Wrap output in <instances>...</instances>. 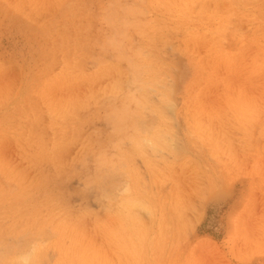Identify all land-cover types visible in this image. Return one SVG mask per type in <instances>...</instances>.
<instances>
[{
	"label": "rangeland",
	"instance_id": "rangeland-1",
	"mask_svg": "<svg viewBox=\"0 0 264 264\" xmlns=\"http://www.w3.org/2000/svg\"><path fill=\"white\" fill-rule=\"evenodd\" d=\"M29 255L264 264V0H0V264Z\"/></svg>",
	"mask_w": 264,
	"mask_h": 264
},
{
	"label": "bare ground",
	"instance_id": "bare-ground-1",
	"mask_svg": "<svg viewBox=\"0 0 264 264\" xmlns=\"http://www.w3.org/2000/svg\"><path fill=\"white\" fill-rule=\"evenodd\" d=\"M115 1H116V0H115ZM64 4H65V3H64ZM62 7H64V6H62ZM185 8H186V7H185ZM110 12L113 13V11H110ZM22 14H23V13H22ZM110 15L113 16L114 14H110ZM110 15H108V16H110ZM118 21H119V20H118ZM113 22H114V21H113ZM116 22H117V18H116ZM114 24H115V22H114ZM117 24H118V23H117ZM117 24H116V25H117ZM36 25H37V24H36ZM119 25H121V24L119 23ZM39 26H40V25H39ZM117 27H118V26H117ZM39 28H41V27H39ZM113 28H115V27H113ZM116 33H117V32H116ZM113 34H114V33H113ZM114 39H115V38H114ZM102 40H103V38H102ZM97 41H98V40H97ZM91 42H93V41H91ZM95 43H96V42H95ZM98 43L100 44V42H98ZM93 44H94V43H93ZM99 44H96V45H99ZM59 45H60V44H59ZM59 45H58V46H59ZM100 45H101V44H100ZM118 46H119V45H118ZM58 49H59V48H58ZM56 50H57V49H56ZM118 50H119V48H118ZM118 50H116V51L118 52ZM122 51H123V50H122ZM98 52H99V51H98ZM123 52H124V51H123ZM97 54H99V53H97ZM119 54H121V53H119ZM123 54H125V53H123ZM116 55H117V54H116ZM121 55H122V54H121ZM91 56L93 57L94 55L91 54ZM98 56H101V55H97V57H98ZM92 57H91V59H92ZM119 57H120V56H119ZM122 57H125V56L123 55ZM122 57H121V58H122ZM101 58L103 59V57H100V59H101ZM125 58H127V57H125ZM127 59H128V58H127ZM98 60H99V59H98ZM98 60H97V58H96V62H97ZM129 60H130V59H129ZM129 60H128V61H129ZM139 60H140V59H139ZM135 62H136V61H135ZM103 63H104V62H103ZM103 63H102V64H103ZM129 63H130V62H128V64H129ZM131 63H132V62H131ZM98 64H99V63H98ZM131 65H132V64H131ZM138 65H139V64H138ZM138 65H137V66H138ZM128 66H129V65H128ZM138 67H139V66H138ZM130 68H131V67H130ZM130 68H129V69H130ZM135 68H136V67H135ZM132 69H133L132 71L135 72V70H134V68H133V65H132ZM139 69H140V68H139ZM86 71H87V70H86ZM127 71H128V70H127ZM132 71L129 70V72H128V73L126 72V73L129 74V76H131V73H130V72H132ZM137 71H139V72H137ZM137 71H136V72H137L138 74H139L140 72H142V74L145 73V72L143 73L142 70H137ZM133 74H134V73H133ZM138 74H137V75H138ZM135 75H136V74H135ZM139 75H140V74H139ZM141 76H142V75H140V77H141ZM133 77H134V76H133ZM135 77H136V76H135ZM135 77H134V78H135ZM137 77H138V76H137ZM132 79H133V78H132ZM136 79H139V77H138V78H135V81H137ZM98 80H99V79H98ZM123 80H124V79H123ZM124 81H125V84H126V79H125ZM130 81H131V79H130ZM148 81H149V80H148ZM133 82H134V81H133ZM133 82H132V83H133ZM143 82H144V81H143ZM143 82H141V83H143ZM127 84L129 85V82H127ZM133 84H134L133 86L135 87V82H134ZM155 84H156V83H155ZM130 85H131V84H130ZM125 86H126V85H125ZM125 86H124V87H125ZM130 88H131V87H128V91H129V92H130V90H131ZM136 88H137V86H136ZM140 88H141V87H140ZM149 88H150V87H149ZM126 89H127V86H126ZM144 89H145V88H144ZM123 90H124V89H123ZM137 90H138V88H137ZM109 91H110V90H109ZM131 92H132V91H131ZM133 92H134V91H133ZM166 92H167V91H166ZM109 98H111V97H109ZM169 98H171V96H169ZM124 99H125V98H124ZM104 100H105V98L103 99V101H104ZM135 100H136V99H135ZM135 100H134V101H135ZM171 100H173V99L171 98ZM107 101H108V100H107ZM128 101H129V100H127V102H128ZM101 102H102V101H101ZM109 102H110V100H109ZM121 102H122V101H121ZM110 103H111V102H110ZM114 103H115V102H114ZM124 103H125V102H123V104H124ZM100 104H101V103H100ZM102 104H104V103H102ZM112 104H113V103H112ZM117 104H118V103H117ZM119 104H121V103H119ZM119 104H118V105H119ZM106 105H107V104H106ZM118 105H117V106H118ZM133 105H134V104H133ZM146 105H147V104H146ZM149 105H150V104H149ZM164 105H165V104H164ZM164 105H163V106H164ZM109 106H110V105H109ZM109 106L107 105V107H109ZM115 106H116V105H115ZM120 106L123 107V105H120ZM131 106H132V105H131ZM165 106H166V105H165ZM168 106H170V105H168ZM168 106H167V107H168ZM111 107H112V105H111ZM118 107H119V106H118ZM134 107H136V106H134ZM137 107H138V106H137ZM142 107H143V105H142ZM145 107H146V106H145ZM152 107H153V106H152ZM109 108H110V107H109ZM119 108H121V107H119ZM125 108H126V106H125ZM129 108H130V107H129ZM138 108H140V107H138ZM143 108H144V107H143ZM115 109H116V108H115ZM115 109H114V110H115ZM126 109H127V108H126ZM126 109H125V110H126ZM132 109L134 110V108H132ZM149 109H150V106H149ZM149 109H148V110H149ZM110 110H111V109H109V111H110ZM117 110H118V108H117ZM130 110H131V109H130ZM144 110H145V108H144ZM144 110H142V112H143ZM148 110L146 111L147 113H148ZM151 110H152V109H151ZM151 110H150V112H152ZM115 111H116V110H115ZM122 111H123V110H122ZM126 111H127V110H126ZM126 111H125V113H126ZM128 111H129V110H128ZM169 111H170V110H169ZM110 112H111V111H110ZM134 112H135V110H134ZM136 112H137V111H136ZM111 113H113V112H111ZM118 113H119V110H118ZM121 113L123 114V112H121ZM121 113H120V114H121ZM130 113H131V112H130ZM147 113H145V115H148ZM114 114H115V113H114ZM116 114H117V113H116ZM116 114H115V115H116ZM128 114H129V113H128ZM149 114H151V113H149ZM111 115H112V114H111ZM129 115H130V116H128V117H131V114H129ZM137 115H138V114H137ZM132 116H133V115H132ZM142 116H143V115H142ZM161 116H162V115H161ZM65 117H66V116H65ZM106 117H107V116H106ZM115 117L117 118V116H115ZM119 117H120V116H119ZM121 117H123V116H121ZM128 117H126V118H128ZM148 117H149V116H148ZM152 117H153V115H152ZM123 118H124V117H123ZM123 118H122V119H123ZM150 118H151V117H150ZM60 119H61V118H60ZM78 119H79V118H78ZM111 119H112V118H111ZM113 119H114V118H113ZM117 119H118V118H117ZM120 119H121V118H120ZM122 119H121V120H122ZM130 119H131V118H130ZM61 120H62V119H61ZM118 120H119V119H118ZM126 120H127V119L124 118V120H122V121H126ZM147 120H148V118H147ZM77 121H78V120H77ZM112 121H113V120H112ZM68 122H69V120H68ZM79 122H80V121H79ZM114 122L116 123L115 120H114ZM114 122H113V123H114ZM119 122H120V121H119ZM119 122H118V123H119ZM130 122H131V121H130ZM121 123H122V122H121ZM121 123H120V126H121ZM131 123H132V122H131ZM70 124H71V123H70ZM79 124H80V123H79ZM125 124H127V123H124V126H125ZM114 125H115V124H114ZM65 126H67V125H65ZM118 126H119V125H117V128H119ZM124 126L122 125L121 128H123ZM81 128L83 129V127H81ZM124 128H126V127H124ZM124 128H123V129H124ZM112 129H113V128H112ZM116 130H118V129H116ZM128 130H129V129H128ZM128 130H127V131H128ZM120 131H121V130H120ZM131 131H132V130H131ZM173 131H174V129H173ZM118 132H119V130H118ZM124 132H125V131H124ZM175 132H176V131H175ZM116 133H117V132H116ZM119 133H122V132H119ZM119 133H117V136L119 135ZM176 133H177V132H176ZM126 134H127V133H126ZM133 134H135V132H134ZM87 135H88V133H87ZM170 135H172V134L170 133ZM124 136H125V133H124ZM177 136H178V133H177ZM78 137H80V136H78ZM82 137H83V136H82ZM84 137H85V136H84ZM88 137H89V136H88ZM119 137H120V136H119ZM141 137H142V136H141ZM178 137H179V136H178ZM176 138H177V137H176ZM82 139H83V138H82ZM82 139H81V140H82ZM86 139H87V138H86ZM135 139H136V137H135ZM173 139H174V138H173ZM169 140H170V139H169ZM169 140H168V141H169ZM83 141H84V139H83ZM87 141H88V140H87ZM100 141H101V140H100ZM90 144H91V143H90ZM134 144L136 145V143H134ZM178 145H179V144H178ZM114 147H115V145H114ZM175 147H177V146L175 145ZM154 148H155V147H154ZM179 148L181 149L180 146H179ZM179 148H177V149L179 150ZM64 149H66V147H65ZM175 149H176V148H175ZM83 153H85V152H83ZM83 153H82V154H83ZM86 154H88V153L86 152ZM119 155H121V154H119ZM62 156H63V155H62ZM83 156H85V155L83 154ZM122 156H123V155H122ZM87 157H88V156H87ZM115 157H116V156H115ZM86 160H88V159H86ZM115 160H116V159H115ZM81 161H82V158H81ZM96 161H97V160H96ZM83 162H84V163H85V162L87 163V161H85V160H84ZM118 162H119V160H118ZM98 163H99V162H98ZM121 163H122V162H120V164H121ZM48 164H49V163H48ZM82 164H83V163H82ZM84 165H86V164H84ZM107 165H108V164H107ZM98 166H99V165H98ZM98 166H97V167H98ZM102 166H103V165H102ZM102 166L100 165V166L98 167V169H99L100 167L102 168ZM84 167H85V166H84ZM86 167H87V165H86ZM111 167H112V166H111ZM52 168H53V167H52ZM106 168H107V166H106ZM108 168H110L109 165H108ZM53 169H54V168H53ZM102 169H104V168H102ZM99 170H100V169H99ZM85 171H86V170H85ZM111 171H112V170H111ZM106 174H107V173H106ZM86 176H87V175H86ZM90 178H91V176H90ZM104 179H105V178H104ZM106 179H107V178H106ZM87 180H88V179H87ZM107 180H108V179H107ZM90 181H91V180H90ZM90 181H89V182H90ZM90 183H91V182H90ZM88 184H89V183H88ZM91 189H92V188H91ZM133 198H134V197H133ZM131 201H132V200H131ZM106 212H107V211H106ZM70 213H72V211H70ZM69 215H70V214H69ZM72 215H73V214H72ZM80 215H81V214H80ZM83 217H85V215H84ZM80 219H81V218H80ZM82 220H83V219H82ZM79 221H81V220H79ZM79 223H80V222H79ZM56 227H57V226H56ZM61 227H62V226H61ZM72 229H73V228H72ZM105 229H106V228H105ZM65 230H66V229H65ZM72 231H73V230H72ZM68 232H69V231H68ZM106 232H107V231H106ZM59 233H60V232H59ZM73 243H74V242H73ZM85 245H86V244H85ZM85 245H83V246H85ZM75 246H76V245H75ZM75 246H74V248H75ZM72 247H73V246H72ZM88 247H89V246H88ZM81 248H83V247H81ZM84 248H85V247H84ZM86 248H87V247H86ZM89 248H90V247H89ZM89 248H88V252H89ZM65 249H66V248H65ZM69 249H70V248H69ZM92 249H93V248H92ZM71 250H72V248H71ZM77 250H78V249H77ZM77 250H76V252H77ZM82 250H83V249H82ZM74 251H75V250H74ZM74 253H75V252H74ZM81 253H82V251H81ZM84 253H85V252H84ZM93 253H95V251H94ZM71 254H72V253H71ZM91 254H92V250H91ZM95 254H98V253H95ZM95 254H94V255H95ZM36 255H37V254H36ZM86 255H87V254H86ZM92 255H93V254H92ZM79 256H80V254H79ZM82 256H83V255H82ZM97 256H98V255H97ZM20 257H21V256H20ZM91 257H92V256H91ZM34 259H35V256H31V255H29V256H25V257L19 258V259H17L16 261H13V264H33V263H34ZM84 259H85V258H84ZM91 259H92V258H91ZM96 261H98V260H96Z\"/></svg>",
	"mask_w": 264,
	"mask_h": 264
}]
</instances>
